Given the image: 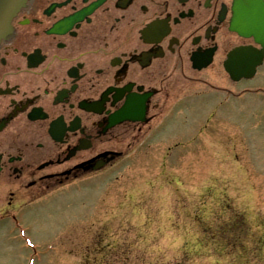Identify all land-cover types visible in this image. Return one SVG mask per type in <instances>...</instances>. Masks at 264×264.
Masks as SVG:
<instances>
[{
  "label": "flooded vegetation",
  "instance_id": "af4514ba",
  "mask_svg": "<svg viewBox=\"0 0 264 264\" xmlns=\"http://www.w3.org/2000/svg\"><path fill=\"white\" fill-rule=\"evenodd\" d=\"M234 3L27 0L0 43V222L23 221L51 192L108 174L143 141L173 139L180 99L204 87L264 98L213 83H246L224 64L239 48L261 49L231 30Z\"/></svg>",
  "mask_w": 264,
  "mask_h": 264
},
{
  "label": "rangeland",
  "instance_id": "374dc122",
  "mask_svg": "<svg viewBox=\"0 0 264 264\" xmlns=\"http://www.w3.org/2000/svg\"><path fill=\"white\" fill-rule=\"evenodd\" d=\"M219 76L264 87V65L248 83ZM203 93L180 99L173 139L25 208L24 235L0 222V264H264V98Z\"/></svg>",
  "mask_w": 264,
  "mask_h": 264
},
{
  "label": "water",
  "instance_id": "95a60500",
  "mask_svg": "<svg viewBox=\"0 0 264 264\" xmlns=\"http://www.w3.org/2000/svg\"><path fill=\"white\" fill-rule=\"evenodd\" d=\"M26 0H0V41L11 31V20L24 5ZM233 19L231 29L239 35H252L256 42L264 48V5L261 0H235L233 4ZM236 53V52H235ZM258 59L263 55L261 50ZM237 54H245V50H238ZM256 62L248 67L239 63H226L225 69L234 79L239 75L251 77L254 74Z\"/></svg>",
  "mask_w": 264,
  "mask_h": 264
}]
</instances>
